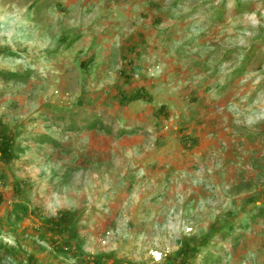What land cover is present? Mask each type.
<instances>
[{"label":"rangeland","instance_id":"374dc122","mask_svg":"<svg viewBox=\"0 0 264 264\" xmlns=\"http://www.w3.org/2000/svg\"><path fill=\"white\" fill-rule=\"evenodd\" d=\"M0 134V264H264V0H0Z\"/></svg>","mask_w":264,"mask_h":264},{"label":"trees","instance_id":"16d2710c","mask_svg":"<svg viewBox=\"0 0 264 264\" xmlns=\"http://www.w3.org/2000/svg\"><path fill=\"white\" fill-rule=\"evenodd\" d=\"M6 76L16 78V77H19V73L9 71L6 73ZM162 106L163 105H161L160 108H162ZM90 126L92 128L95 127L96 122H92ZM0 153L3 157L8 158V159L15 157V154L13 152V139L0 134ZM0 201H1V194H0ZM65 214L66 212L64 211L61 214L62 218L58 220H51V223L54 226V228H57V230L59 231H62L67 225V222L65 220V217H66ZM183 251H185V253H188L185 248L183 249ZM180 262L182 264H185V259L181 260ZM90 263L94 264L95 261H91Z\"/></svg>","mask_w":264,"mask_h":264}]
</instances>
